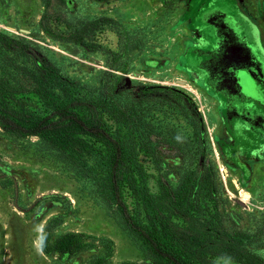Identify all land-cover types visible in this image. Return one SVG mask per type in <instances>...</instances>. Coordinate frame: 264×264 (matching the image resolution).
<instances>
[{
  "label": "rangeland",
  "instance_id": "374dc122",
  "mask_svg": "<svg viewBox=\"0 0 264 264\" xmlns=\"http://www.w3.org/2000/svg\"><path fill=\"white\" fill-rule=\"evenodd\" d=\"M51 7L71 25L61 26L66 33L87 21H111L90 32V48L48 35L42 0H0V29L49 48L62 71L91 85L115 72L129 79L135 99L151 84L183 90L188 99L165 97L146 117L169 125L158 130L161 136L175 132L190 152L167 146L158 157L142 156L149 186L158 193L160 176L178 186L215 167L223 218L228 227L243 229L247 247L264 258V129L242 116L231 123L227 95L213 86L209 61L222 49L215 23L231 22L264 67V0H51ZM52 218L58 220L55 234L85 232L95 237L94 246L77 255L45 254L41 235ZM96 255H108L109 264L151 257L103 199L91 170L43 138L0 127V264H88Z\"/></svg>",
  "mask_w": 264,
  "mask_h": 264
},
{
  "label": "trees",
  "instance_id": "16d2710c",
  "mask_svg": "<svg viewBox=\"0 0 264 264\" xmlns=\"http://www.w3.org/2000/svg\"><path fill=\"white\" fill-rule=\"evenodd\" d=\"M42 2L41 25L48 35L90 48H95L90 32L111 21H87L66 33L61 26L71 25L52 9L51 0ZM51 52L0 29V127L10 134L43 138L92 171L103 199L117 208L151 255L142 262L120 264H223L226 259L264 264V258L247 247L246 232L228 227L223 218L215 167L208 166L199 180L190 176L178 186L160 176L158 193L149 186L142 156L158 157L167 146L180 154L190 152L189 142L184 151L175 132L161 136L158 130L169 125L146 117L165 97L188 99L183 90L151 84L135 99L132 85L117 73L91 85L62 71ZM198 123L203 130L200 117ZM57 221L49 220L41 235L45 254L77 255L94 246L95 237L85 232L55 234ZM88 264H109L108 255H96Z\"/></svg>",
  "mask_w": 264,
  "mask_h": 264
},
{
  "label": "flooded vegetation",
  "instance_id": "af4514ba",
  "mask_svg": "<svg viewBox=\"0 0 264 264\" xmlns=\"http://www.w3.org/2000/svg\"><path fill=\"white\" fill-rule=\"evenodd\" d=\"M217 22L216 31L222 42L219 53L209 56L212 65L210 77L213 86L225 93L227 114L233 123L242 116L250 123L264 129V67L263 62L239 34V27ZM261 135L262 130H259ZM258 132V130H257Z\"/></svg>",
  "mask_w": 264,
  "mask_h": 264
},
{
  "label": "bare ground",
  "instance_id": "6f19581e",
  "mask_svg": "<svg viewBox=\"0 0 264 264\" xmlns=\"http://www.w3.org/2000/svg\"><path fill=\"white\" fill-rule=\"evenodd\" d=\"M244 196L247 198V197H249V194H248V193H246V194H244Z\"/></svg>",
  "mask_w": 264,
  "mask_h": 264
},
{
  "label": "water",
  "instance_id": "95a60500",
  "mask_svg": "<svg viewBox=\"0 0 264 264\" xmlns=\"http://www.w3.org/2000/svg\"><path fill=\"white\" fill-rule=\"evenodd\" d=\"M130 84V81H129V79L127 80V85H129Z\"/></svg>",
  "mask_w": 264,
  "mask_h": 264
}]
</instances>
